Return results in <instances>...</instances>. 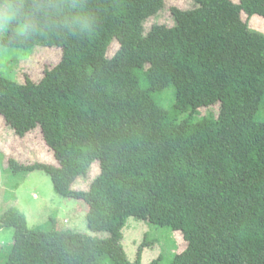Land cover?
<instances>
[{"label": "trees", "instance_id": "obj_1", "mask_svg": "<svg viewBox=\"0 0 264 264\" xmlns=\"http://www.w3.org/2000/svg\"><path fill=\"white\" fill-rule=\"evenodd\" d=\"M192 2L146 31L166 0H0V46L62 48L39 80L0 72V115L18 135L39 129L57 161L8 168L44 171L110 233L30 228L9 207L0 264H143V243L131 261L121 242L129 216L182 232L169 264H264V33L242 19L264 17V0ZM94 161L89 188H72Z\"/></svg>", "mask_w": 264, "mask_h": 264}, {"label": "rangeland", "instance_id": "obj_2", "mask_svg": "<svg viewBox=\"0 0 264 264\" xmlns=\"http://www.w3.org/2000/svg\"><path fill=\"white\" fill-rule=\"evenodd\" d=\"M238 2V0H233ZM192 0H166V8L151 16L145 22L146 31L154 23L171 24L170 5L188 7ZM7 10L6 5H0V18ZM246 20L253 29L264 33V17L258 14ZM5 28L0 27L4 33ZM62 56L59 46H35L19 48L0 46V72L8 78L24 81L26 78L39 80L44 74V68L55 65ZM171 97L175 98L173 88H167ZM165 90V91H166ZM218 104L198 109L199 115L210 111L217 113ZM264 118V115L261 116ZM13 158L22 164L33 162H48L57 164L52 150L44 142L39 129L26 135L16 134L14 128L0 115V215L9 207L19 208L25 215L28 227L33 228L44 224L50 217L56 219L60 228L82 232L98 237H108V231H92L86 221L87 203L84 200L63 196L54 191L51 178L42 170L12 172L8 168L9 160ZM99 173V163L94 161L85 176H80L72 188L87 190L93 178ZM122 245L129 260L136 259L137 251L143 243L141 262L149 264L158 259L157 264H169L176 253L187 245L180 230L170 226H161L135 216L126 219L122 229ZM14 228L0 229V248L7 249L13 242Z\"/></svg>", "mask_w": 264, "mask_h": 264}]
</instances>
